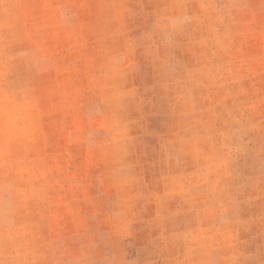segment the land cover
<instances>
[{
    "label": "rangeland",
    "instance_id": "rangeland-1",
    "mask_svg": "<svg viewBox=\"0 0 264 264\" xmlns=\"http://www.w3.org/2000/svg\"><path fill=\"white\" fill-rule=\"evenodd\" d=\"M0 264H264V0H0Z\"/></svg>",
    "mask_w": 264,
    "mask_h": 264
}]
</instances>
